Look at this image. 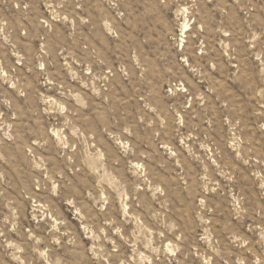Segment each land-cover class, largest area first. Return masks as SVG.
Masks as SVG:
<instances>
[{
    "label": "rangeland",
    "instance_id": "374dc122",
    "mask_svg": "<svg viewBox=\"0 0 264 264\" xmlns=\"http://www.w3.org/2000/svg\"><path fill=\"white\" fill-rule=\"evenodd\" d=\"M0 264H264V0H0Z\"/></svg>",
    "mask_w": 264,
    "mask_h": 264
},
{
    "label": "bare ground",
    "instance_id": "6f19581e",
    "mask_svg": "<svg viewBox=\"0 0 264 264\" xmlns=\"http://www.w3.org/2000/svg\"><path fill=\"white\" fill-rule=\"evenodd\" d=\"M185 27H187V26H185ZM185 27H184V28H185Z\"/></svg>",
    "mask_w": 264,
    "mask_h": 264
}]
</instances>
